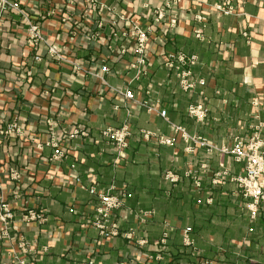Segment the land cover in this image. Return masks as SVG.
<instances>
[{
  "label": "crops",
  "instance_id": "obj_1",
  "mask_svg": "<svg viewBox=\"0 0 264 264\" xmlns=\"http://www.w3.org/2000/svg\"><path fill=\"white\" fill-rule=\"evenodd\" d=\"M3 3L0 264H264V202L251 220L237 183H213L218 173L245 171L222 148L236 139L264 143V0H232L229 15L216 9L219 0ZM134 26L148 32L138 76ZM178 53L196 57L192 78L204 85L180 88L166 66ZM200 92L203 122L187 113ZM123 126L131 136L119 150L102 132ZM90 188L131 195L111 217L118 236L103 238L91 224L99 201Z\"/></svg>",
  "mask_w": 264,
  "mask_h": 264
},
{
  "label": "built area",
  "instance_id": "obj_2",
  "mask_svg": "<svg viewBox=\"0 0 264 264\" xmlns=\"http://www.w3.org/2000/svg\"><path fill=\"white\" fill-rule=\"evenodd\" d=\"M220 3L216 5V9L224 14L229 15L233 12L232 0H219ZM95 2V0H91ZM5 7L4 3L0 5ZM160 15V13H159ZM158 15V16H159ZM32 37L38 39L37 26L31 27ZM131 34L136 39L134 52L137 56V62L133 66L137 69V76L142 73L141 68L146 64L145 54L148 42V32L138 26H134ZM197 37H201V31L196 32ZM50 53L55 54L57 51L54 47L49 49ZM196 63L195 56H187L182 53L170 55L166 66L169 69H173L176 72L179 86L185 92L193 91L197 85H204V81H195L192 78L191 67ZM203 95V92L200 93ZM125 97L133 99V93L131 90H127ZM151 110V109H150ZM189 116L195 118L197 121H203L207 117V110L203 103L190 104L187 110ZM160 116L166 117V111L159 112ZM176 133L189 141L199 143L202 146L206 145V141L201 137L189 136L185 129L181 127H173ZM102 135L108 138L119 150H123L128 145V139L131 136L128 127L123 126L119 129L107 128L102 132ZM161 143L166 145H174V139L169 137L160 138ZM222 153L232 155L237 162L245 163V171L243 175L237 177H229L227 172H221L215 175L213 179L214 184L225 183L230 180L238 184L242 190L243 196L249 200L247 209L251 220H255L259 214L260 204L264 202V143L257 138L244 142L241 139H236L232 148H222ZM57 157L63 155L61 150L55 151ZM166 179L171 182L178 181V177L170 172L165 175ZM194 186L201 188V182L195 176L193 178ZM79 182V180H77ZM90 193L98 197L99 204L96 208V217L91 224L100 230V234L103 238H112L120 234L116 224L111 223V217L113 213L122 207L125 199L131 197L127 192H122L120 195H114L110 191H97L95 188H90ZM207 203L211 202V199L206 200ZM201 203V200L198 201ZM6 207H3L4 214L1 216V220L5 223V231L7 229V219L11 218V214L7 213ZM30 220L42 221V215L29 212ZM190 229H186L184 232V242L187 246H193V241L189 236ZM130 236V234L128 235ZM22 264V263H20ZM202 264H213V262L205 261Z\"/></svg>",
  "mask_w": 264,
  "mask_h": 264
},
{
  "label": "rangeland",
  "instance_id": "obj_3",
  "mask_svg": "<svg viewBox=\"0 0 264 264\" xmlns=\"http://www.w3.org/2000/svg\"><path fill=\"white\" fill-rule=\"evenodd\" d=\"M31 35H32V33H31ZM201 93V92H200ZM201 95V94H200ZM205 99V97H204V95H201V101H199L198 103H203V105H204V107H205V103H204V99ZM191 104H195V103H191ZM206 108V107H205ZM206 110H207V108H206ZM207 115H208V110H207ZM207 118V117H206ZM203 121H205V120H203ZM203 121H200V122H203ZM195 136V135H194ZM197 137V136H196ZM235 143V142H234ZM234 143L231 145V146H227V147H224V148H232L233 147V145H234ZM226 155H229V154H226ZM229 156H231V157H233L232 155H229ZM233 159H234V157H233ZM237 177V176H236ZM242 191V190H241ZM3 222V221H2ZM3 225H4V231H5V223L3 222ZM185 232V231H184ZM190 233V232H189ZM190 236V235H189ZM166 242H167V234H164V235H162V237L159 239V240H157L156 241V246H161V245H165L166 244ZM146 243H147V240H139L138 241V244L140 245V246H145L146 245ZM183 243H184V245H185V242H184V235H183ZM185 246H187V245H185ZM188 247H190V246H188Z\"/></svg>",
  "mask_w": 264,
  "mask_h": 264
}]
</instances>
